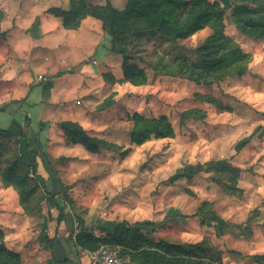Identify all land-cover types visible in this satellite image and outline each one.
<instances>
[{"label":"rangeland","instance_id":"rangeland-1","mask_svg":"<svg viewBox=\"0 0 264 264\" xmlns=\"http://www.w3.org/2000/svg\"><path fill=\"white\" fill-rule=\"evenodd\" d=\"M15 23L14 19L4 20L0 13V36L15 28ZM204 38L200 34L177 43L149 32L125 35L122 46L131 63L146 71L147 83L139 87L129 83L107 89L100 88L99 84L91 87H94L91 95L98 102L115 92L114 104L105 108L106 113L100 114V118H95L100 119L102 128L106 127L107 139L122 147L112 153L101 152L98 157L87 159L89 162L82 161L86 159H80L79 153L71 157L78 159L71 165V172H77L78 176L92 174L96 179L90 182L100 186L91 197H85L84 187L80 186L82 190L74 197L83 203V208L90 205L97 210L110 209L117 201L113 199L116 189L123 196L119 198L122 203L114 208L122 213L130 210L139 220L162 218L170 205L191 220L197 207L203 204V216L217 215L225 224H239L252 215V210L258 213L257 208L264 205V137L253 138L240 151L237 147L254 129L264 127V69L253 67L242 77H228L212 85H195L177 77L154 75L147 67V63L160 58L163 64L173 60L199 63L195 50ZM116 56L120 69L121 56ZM40 81L39 84L44 83L43 79ZM195 94L214 96L223 108L199 101ZM71 105L74 107V102ZM92 106L93 111L102 110L100 105L93 103ZM30 111L35 121V111ZM134 113L145 118L164 116L173 127V138H152L141 146L130 145V119ZM15 118L22 119L20 114ZM10 120L1 114L2 128L6 129ZM36 128L37 123L30 125L31 140ZM20 136L12 133L1 137L0 245L17 254L22 264H34V257L42 258L49 215L41 191L25 203L22 201L27 211L21 206L18 179L26 174L24 162L28 163L29 159L32 163ZM126 150L128 153L120 157ZM221 161L239 168L238 179L228 178L227 171L223 177L218 176L214 164ZM66 183L77 186L79 182ZM109 200L113 203L107 205ZM67 204L72 208L76 205ZM259 213L257 220H261ZM238 226L233 225L236 230ZM212 246L222 253L226 248V245Z\"/></svg>","mask_w":264,"mask_h":264},{"label":"crops","instance_id":"crops-1","mask_svg":"<svg viewBox=\"0 0 264 264\" xmlns=\"http://www.w3.org/2000/svg\"><path fill=\"white\" fill-rule=\"evenodd\" d=\"M85 1L90 6H103L109 2L117 10H122L126 2V0ZM207 1L218 3L224 10L225 34L232 38L244 53L250 55L248 70L253 67L264 69V0ZM69 3L70 0H0V13L3 19L16 21L15 28L0 36V115L5 114L11 119L6 129L2 128L4 125L0 122V129L20 136L25 133V116L29 117L30 125L37 123L36 130L31 134L32 140L30 132L28 134L30 125L26 132L27 142L35 157L30 152L26 153L31 155V159L33 157L35 159V175L39 185L54 197L53 199L46 195L44 199L49 217L42 258L34 257V264L89 263L90 251L75 242L79 234L77 218L83 221L84 232L93 238H105L107 233L121 222L129 225L142 223L140 233L154 242L161 240L174 245H192L207 239L210 245H226L222 253V264H256L253 257L264 256V205L257 208L261 220H257V211L252 210L250 212L252 215L250 214L245 222L239 224L233 222L231 225L220 221L217 215L200 217L199 207L193 213L194 218L185 219L187 216H182L184 214L174 205L166 208L163 219L158 216L139 220L130 210L122 213L114 208L122 203L119 198L123 196V192L116 189L113 196V199L117 200L116 206L113 204L110 209L97 210L90 205L83 208V203L75 199L74 196H78L82 190L80 186L84 187L85 197L95 196L100 186L90 182L95 178L91 176L92 174L78 176L77 172H71V165L78 161L71 158L75 157L73 154L79 153L82 156L80 159H86L82 161L89 162L87 159L98 157L101 152H112L101 150L90 153L82 145L69 144L59 124L77 123L88 136L121 148L120 144L107 139L106 127L102 128L100 119L95 118H100V114L106 113V109L114 104L115 92L102 102H98L90 91L94 89L91 88L94 84L107 89L126 83L110 84L103 78V75L109 74L119 81L123 74L121 66L119 69V59L116 54L110 52L109 38L98 20L87 17L82 20L78 29L67 30L62 26L60 18L48 13L52 8L66 11L69 9ZM23 19L26 20L22 21ZM200 34L206 38L210 30L205 28L188 39ZM180 41L183 40H178L177 43ZM40 79H43L44 83L39 84ZM106 100H110V104H106ZM73 102L74 107L71 105ZM93 103L98 107L100 105L102 110L93 111ZM30 109L35 111V121ZM19 114L22 119L16 121L15 117ZM92 116L93 118H90ZM40 123L46 124L42 148L35 136ZM130 132L129 144L132 145ZM255 137H264V127L254 129L243 143H238V151L247 147ZM214 165L217 167L215 171L219 177H223L227 171L232 175H228V178L238 179L240 170L232 163L221 161ZM66 181L79 183L72 186ZM64 192L66 194L69 192V199L72 200L71 203L76 204L75 208H72V205L69 207L61 199ZM55 202L59 204L64 214L59 227H56ZM106 202L107 205L113 203L111 200ZM84 211L85 214L79 215ZM233 225L240 227L238 226L236 230ZM47 238L52 240L51 249ZM16 247L18 249L17 245Z\"/></svg>","mask_w":264,"mask_h":264},{"label":"trees","instance_id":"trees-1","mask_svg":"<svg viewBox=\"0 0 264 264\" xmlns=\"http://www.w3.org/2000/svg\"><path fill=\"white\" fill-rule=\"evenodd\" d=\"M48 13L60 18L62 26L67 30L78 29L82 20L87 17L101 23L103 32L109 38L110 52L120 55L122 59L121 80L117 81L109 74L103 75L104 80L110 84L129 83L139 87L147 83L144 69L131 63V57L127 54L125 46H122L128 33L149 32L158 34L166 41L177 42L208 28L209 36L195 50L200 58L199 63L189 64L173 60L163 64L162 58L147 63L148 69L154 75L177 77L195 85H212L228 77H242L247 72L251 59L250 55L244 53L239 45L225 34L224 10L218 3H210L207 0H126L122 10L115 9L109 2L103 6H90L85 0H70L68 10L52 8ZM165 70L168 72L164 73ZM194 97L219 109L223 108L221 101L211 95L195 94ZM105 103L110 104V100H106ZM131 122L130 142L134 146H141L152 138L167 139L174 136L173 127L164 116L145 118L135 113L131 117ZM29 125L30 119L25 116V133L20 137L25 141V149L35 157L27 142L26 132ZM45 125L40 123L39 130L35 133L41 148L45 140ZM59 128L69 144L82 145L90 153L101 150L115 152L120 149L119 146L88 136L77 123L61 122ZM6 134L12 135V132L0 129V152L1 137ZM127 153V150L122 151L120 157ZM34 157L31 159L32 165L24 162L27 171L18 179L17 184L21 206L25 211L27 208L23 202L32 199L38 191L43 193L44 198L49 195L54 199L51 193L45 191L38 183ZM12 169L13 167L10 168ZM62 199L67 203L71 202L66 194ZM55 204L56 227H59L64 214L59 204L56 202ZM203 206L202 204L198 209L200 217H203ZM77 223L79 226V234L75 238L77 245L89 251L96 250L101 245L117 247L119 254L129 256L128 260L132 264H222V252L210 245L207 239L192 245H174L161 240L154 242L140 233L142 223L129 225L126 222L117 224L105 238H93L84 232V223L80 218H77ZM47 243L51 249L52 240L47 238ZM253 260L256 264H264V256H254ZM0 264L22 263L17 254L0 245Z\"/></svg>","mask_w":264,"mask_h":264},{"label":"built area","instance_id":"built-area-1","mask_svg":"<svg viewBox=\"0 0 264 264\" xmlns=\"http://www.w3.org/2000/svg\"><path fill=\"white\" fill-rule=\"evenodd\" d=\"M88 264H132L127 257L119 254V249L110 245H101L88 253Z\"/></svg>","mask_w":264,"mask_h":264}]
</instances>
